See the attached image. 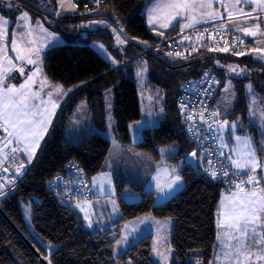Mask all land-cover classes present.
<instances>
[{"label": "trees", "instance_id": "trees-1", "mask_svg": "<svg viewBox=\"0 0 264 264\" xmlns=\"http://www.w3.org/2000/svg\"><path fill=\"white\" fill-rule=\"evenodd\" d=\"M11 2L13 6L9 10L0 4V13L11 19V26L15 25L18 15L25 11L30 14L33 23L42 22L46 28L65 40L64 45L45 50L43 71L51 83L75 91L59 112L28 174L18 186L0 197V209L3 212V215L0 213V264H41L37 254L24 239L41 257L48 260V264L49 261L51 264H155L152 236L142 237L116 259L113 258V248L120 237V224L145 214H151L158 220H174L170 241L173 256L170 264H191L189 260L192 257L202 258L204 264H210L214 257L217 234L215 214L221 185L199 166L202 178L197 177L192 168L183 163V159L192 152L193 144L185 132L175 97L185 81L197 79L207 67L212 68L220 79L219 96L220 88L227 79L228 66L235 64L242 67L245 76L232 79L236 98L233 111L228 117L246 119L249 101L245 83L248 80L264 102V61L253 57V46L249 40L244 50L249 51L244 55L204 49L193 55L169 56L170 52L163 47L139 58L143 52L153 48L161 37L168 38L179 31L178 24L163 35L147 27L145 10L153 0H104L92 14H84L76 8L75 12L58 16L56 4L52 0ZM96 21L107 23L115 32L124 36L126 43L122 54L113 47L111 27H90ZM79 24L83 26L82 31L76 28ZM92 42L104 45L114 53L120 64L125 65L111 67L91 47ZM140 61L146 64L148 82L161 88L165 102L164 116L160 123L154 128L144 129L142 140L136 147L157 159L160 148L176 146V152L169 160L176 164L181 162L179 173L185 186L165 203L154 206L155 194L143 193L142 188L136 185L130 187L133 193L140 195L141 201L128 204L123 196L127 182H116L121 211L117 228L87 231L81 227L78 214L62 206L58 198L48 191L47 183L64 172L72 162L82 168L88 179L100 173L110 143L99 134L87 137L78 145L65 140L62 134L68 114L63 112L73 95L86 94L95 123L104 129L105 108L102 96L107 88L112 87L113 118L116 124L114 134L122 145L129 144L128 125L140 118L132 70V65ZM249 127L257 142L258 129ZM21 203L30 207L35 234L57 248L53 254L48 255L28 232Z\"/></svg>", "mask_w": 264, "mask_h": 264}, {"label": "rangeland", "instance_id": "rangeland-1", "mask_svg": "<svg viewBox=\"0 0 264 264\" xmlns=\"http://www.w3.org/2000/svg\"><path fill=\"white\" fill-rule=\"evenodd\" d=\"M56 4L57 13L56 15H62L69 12H75V10H68L67 0H65V8L60 7L59 0H52ZM158 0H153V2L149 5L147 10V24L149 27L153 25L160 26L161 23H167V18L163 14L153 13L152 9L156 5ZM73 3V0H72ZM224 8L226 15H228L229 11H232L233 14H239L237 11L238 9H242L243 12L251 11L253 13V17H259V19H250V18H242L234 20L232 23L233 29L241 34L244 35L246 38L251 40V43L256 46L253 48H260L264 49V35H260L257 33L256 36H246L245 33L240 30L245 27H251L252 25L259 23L260 24V32H264V15L260 18L261 14L264 13L260 11L254 3H244L241 2L239 4L235 3V0H223ZM0 4L6 9L9 10L12 7H9V4L12 5L11 0H0ZM235 5V7H233ZM221 4L220 0H212V8H204V9H197L193 15L197 17L200 21L199 23L194 24V28L200 25L201 23L205 22L209 19L207 16L201 15L204 12H218L220 11ZM256 9L255 11H253ZM25 12V11H24ZM20 13L17 17V21L15 25L11 26V19L9 17H5L0 13V17H3L5 20L8 21L6 26L7 34L3 40H0V47H3L6 51L8 57H11L13 63L16 64V69L12 72L8 73L5 78V86L15 85L17 88L21 83H24L26 77L30 75L32 72H37V75L33 78L34 83L32 84L31 88L33 92H39L40 97L38 99H34L32 101L33 104H40L41 100L47 101L49 99L48 93L53 92L52 99H61L64 93L71 92L72 89H66L62 85L51 83L44 74L43 71V64L42 58L46 49L54 46H60L65 44V40L58 34L53 33L51 30L46 28L42 22L39 21V25L43 27L46 31H41L40 26L37 23L32 22V18L28 13L29 20L26 22L21 20V16L24 13ZM155 17L154 23H149L150 18ZM249 19V20H248ZM189 22L184 18L177 17L176 20H173L170 25H168L165 30L171 29L172 26L179 23V31H189V28H183V25ZM109 26L105 22H92L90 27L97 28V27H104ZM77 29L82 31L83 26L77 25ZM111 31L114 37V44L119 54H122L123 47L126 43V39L122 34H119L114 31V28L111 27ZM192 29V28H191ZM31 30V35L27 33ZM124 41L120 43L117 39ZM15 39L17 41V45L21 48H37L39 49V54L32 55V59L36 60V64H28L26 61L16 60L15 57L17 55L16 52L12 50L13 44L12 41ZM29 41H34V43H29ZM260 41V43H257ZM91 47L98 53V55L104 59L111 67H121L125 64H120L119 61L116 59L113 52L107 49L104 45L103 48L100 47L102 45L98 42L90 43ZM247 51H243L248 52ZM0 55H3L0 53ZM253 57L256 59L260 55L259 53L252 52ZM263 60L264 59H260ZM115 61L116 63H113ZM5 67H7V61H3ZM229 66H236L239 75L233 73L229 70ZM227 70V79L224 83V86L220 88V95L217 96L215 103L213 105V109L215 112H218L217 115V130L218 136L221 140V143L226 152V155L229 158L230 152H235L234 149H238L239 153L237 156H233L230 154V158L234 160H242V156L240 153L246 152L247 149L243 146V141L237 142L236 136L245 137L248 136L251 138L252 145L256 151L257 160L264 164V118L261 117V112L264 111V102L263 99L255 92L253 88V84L250 80L245 83V88L247 92V97L249 101L248 106V115L247 118L243 120V118L237 117L235 119H231L228 115L233 111V105L235 103L236 98V91L234 89V82L233 78H242L244 77V71H240L242 67L238 65H229ZM23 67L24 68V76H21L17 69ZM39 69V71H37ZM132 70L134 73V82L136 85V90L138 94V101L140 107V118L128 125V132L130 137V142L127 145H122L120 142L117 141L114 129H115V121L113 118V107H114V91L113 88H107L103 92V103L105 108V127L104 129H100L98 125L95 123L93 119V114L89 108V103L86 97V94H78L73 95L69 102L67 103L64 114H68L65 129L63 131V138L71 143L80 144L84 141L87 137L93 134H99L104 137L110 143V148L106 159L103 163L102 171L92 177L89 178V182L91 184H95V186L101 185L102 195L97 196L95 200L84 202L78 204L73 208V211L78 214V218L81 224V227L87 231H105L107 229L115 230L117 228L116 224L119 223L121 218V211L118 199L116 198L117 189L115 186L116 182H127V185L124 187L126 193H133L130 185H136L142 188L143 193H153L151 190L157 187V183L159 182L160 185L164 183L165 180L168 179V176L171 172H173V179L175 176H179L180 180L177 182L171 189L165 187L164 190L161 192V195L166 194L172 190L170 196L168 198L159 199L158 195H155L154 206H159L172 197H174L179 191H181L184 186L185 182L182 176L179 173V170L182 167L181 163L176 164L175 162L168 160L169 157L173 156L176 152V146L168 145L166 147L160 148L158 151V158L155 159L154 156L150 153L142 152L137 149L136 145L142 140L143 137V130L144 129H151L156 127L162 117L164 116V95L162 93L161 88L158 86L151 84L148 82V71L144 61H140L132 65ZM139 73V75H138ZM47 80V83L42 86L41 82L43 80ZM12 81H17L19 84H13ZM230 82V87H229ZM59 85L63 91L60 94H57L53 91L54 86ZM251 85V91L249 90L248 86ZM228 89L226 92L225 89ZM66 89V90H65ZM72 95V93H71ZM79 98V99H77ZM255 101V103H253ZM42 106V105H41ZM227 120L229 122V126L220 127V124ZM235 122L237 127L232 129L230 125ZM256 127L258 129V139L255 142L253 134H251L250 129L251 127ZM8 134L5 135L7 137ZM12 139V143L8 144L6 148L12 147L15 142V138ZM5 142V140H4ZM18 145V144H16ZM21 145V143H20ZM6 148H3V154H0V161L1 158L5 157L4 151ZM36 153L34 154V156ZM33 156V157H34ZM1 164V163H0ZM243 172V170H239ZM159 173V175H158ZM257 176L259 179L260 177H264V168H258L255 173H251ZM153 177H157V179H153ZM263 181L262 186H264V179L260 180ZM1 191V189H0ZM236 190L231 191L230 193H226L221 190L219 196V202L217 204L216 209V230L218 233H223L226 229L218 228L217 226V219H218V208L220 206V202L222 198L226 196H231ZM114 193L115 197H111L110 194ZM135 194V193H134ZM137 198H127L125 201L128 204H133L136 202L141 201V197L139 194H136ZM125 198V197H124ZM102 200V201H101ZM95 201L94 204L91 202ZM100 201V202H99ZM81 208L85 209L82 211ZM21 211L23 215V219L25 221L26 227L28 232L38 241L40 245L44 248L48 255L53 254L56 251V247L48 243L47 241L38 237L35 234L33 225H32V215L31 210L28 204L21 203ZM89 215V219H85V214ZM155 219L151 214H145L133 220L124 222L120 224V237L116 240L114 248H113V258L116 259L120 254L126 251L132 244L138 242L144 236H151L152 232H154V227L152 222H155ZM161 228L156 230V234L154 237V242L152 245V257L155 264H165L154 252L153 248H157L161 252H165L166 249L170 248L171 252L169 253V259L167 264H170L173 250L170 244L171 235L174 226V220L171 218L162 219ZM89 223H91V227H89ZM149 229V230H147ZM148 231V234H147ZM216 234V242L214 245V257L210 261V264H214V261H217V257H219V261L217 264H230L229 261L224 259L222 246L220 245L219 241L217 240ZM127 237V239H122ZM226 239V238H225ZM117 241H121L117 244ZM229 243H235L234 241H229ZM40 259L41 264H48V260L41 257ZM259 264V262H256Z\"/></svg>", "mask_w": 264, "mask_h": 264}, {"label": "snow or ice", "instance_id": "snow-or-ice-1", "mask_svg": "<svg viewBox=\"0 0 264 264\" xmlns=\"http://www.w3.org/2000/svg\"><path fill=\"white\" fill-rule=\"evenodd\" d=\"M97 2H99V0H97ZM241 2L254 3L260 11L264 12V0H235L236 4ZM59 3L61 8H65V0H59ZM67 4L68 10H75L76 5L72 3V0H67ZM12 6L13 5L9 4V7ZM233 7H235V5H233ZM204 8H212V0H158L152 12L163 14L167 18V23H161L160 27L162 28L170 25L177 17L189 21L183 25V28H191L195 23L200 22L192 13L197 11V9ZM255 10L256 9L253 11ZM237 11L240 15L250 19H259V17H253L250 12H243L242 9H238ZM201 15L207 16L209 19H216L220 16L218 12L212 11L201 13ZM228 16L229 20H231L233 12L229 11ZM21 20L26 22L29 20L27 12L22 14ZM154 22L155 17L150 18L149 23ZM7 24L8 21L0 17V40H3L7 34ZM37 25L40 26L41 31H46L39 25V21H37ZM240 30H242L246 36H256L257 33L264 35V32H260L259 23ZM27 34L31 35V30ZM160 35H163V33H160ZM117 39L119 40V37H117ZM184 39H188V37ZM119 42L123 43L124 41L119 40ZM29 43H34V41H29ZM257 43H260V41H257ZM12 44V50L17 53L15 57L16 60L26 61L28 64L37 63V61L33 60L31 57L33 54L38 55L39 49L21 48L17 45L15 39H13ZM100 47L103 48V45H100ZM209 50L211 51L212 49ZM217 50L227 52L230 49L227 44H225L223 48H218ZM252 51L260 54L258 58L264 59V49L253 48ZM0 53L3 54L0 55V128H3L8 134L7 137L4 138V147L12 143V139L10 138H15L16 144L24 143L23 151L27 153L29 162H31L36 149L39 147L40 140L43 139V135L47 131V125L51 123V117L54 115L57 104L52 99L53 92L48 93L49 99L47 101L41 100L40 104L32 103L34 99L40 97V93L33 92L31 88L34 83L33 78L37 75V72H32L28 75L24 83H21L18 88L15 85L6 87L5 78L7 74L16 69L17 66L13 63L12 58L7 56L3 47H0ZM233 54L244 55L245 53L234 52ZM168 55L172 56L173 53L170 52ZM175 55L181 56L182 54L176 52ZM4 60L7 61V67H5L3 63ZM113 63L116 62L113 61ZM229 70L239 75L236 66H229ZM18 71L22 75L24 74L23 67H20ZM37 71H39V69ZM240 71L244 70L241 69ZM46 83V79L41 82L42 86ZM230 86L229 82V87ZM251 87V85L248 86L250 91ZM53 91L60 94L63 89L59 85H56ZM225 91L227 92L228 89L226 88ZM253 103H255V101H253ZM41 105H43V107H41ZM212 115L217 116L219 113L213 112ZM261 117L264 118V111L261 112ZM188 118L192 119L191 115ZM226 126H229V122L224 120L220 124V127L223 128ZM230 127L235 129L237 125L233 122ZM236 140L238 143L243 141V146L247 151L240 153L242 160H234L232 163L237 169L246 171L249 174L247 175L246 181L242 179L240 183L235 185L237 189L236 192L231 196L222 198L220 202L217 226L218 228L226 230L223 233L217 234V240L222 246L224 259L229 261L230 264H256V262L264 264V186H260V180L264 179V177L258 179L256 175L251 174L255 173L258 168H264V164H261L257 160L256 151L250 137L236 136ZM223 146L224 145H222V147ZM12 151H21V149L14 148ZM234 151L239 153L238 149H234ZM0 154H3V148H0ZM192 155L195 156L196 153H192ZM0 163H2V161H0ZM209 163L211 164V162ZM23 168L24 164L21 163L17 168V172H20ZM5 171H7V169H5ZM211 175L216 177V171L212 170ZM224 175H227V172H225ZM153 179H157V177H153ZM179 180L180 177L175 176L169 182H166L164 187L171 189ZM245 183L252 187L246 188L244 186ZM2 187L3 186L0 185V188ZM157 187L161 188L159 182L157 183ZM81 210L85 211L83 208H81ZM85 219H89L87 212L85 214ZM88 226L91 227V223H89ZM122 239H127V237ZM229 241H234L235 243H229ZM120 242L121 241H117V244ZM153 252L167 264L169 253L171 252L170 248L166 249L165 252H161L154 247ZM218 261L219 257H217V261H214V264H217ZM49 264H51V261H49ZM197 264H199V261H197Z\"/></svg>", "mask_w": 264, "mask_h": 264}, {"label": "built area", "instance_id": "built-area-1", "mask_svg": "<svg viewBox=\"0 0 264 264\" xmlns=\"http://www.w3.org/2000/svg\"><path fill=\"white\" fill-rule=\"evenodd\" d=\"M103 2L104 0H99V2L97 0H73L75 8L80 9L84 14H92ZM232 21L234 20H229V16L221 10L218 20L202 24L189 31H178L168 38L161 37L153 48L143 52L139 58L163 47L174 56L176 52H180L181 56H186L204 49L218 51L217 49L223 48L225 44L230 49L228 53L243 52L248 45V40L230 27ZM185 37L188 39H184ZM219 85L220 79L214 70L210 67L204 68L200 77L184 82L181 91L175 97V104L183 117L188 139L193 144L192 151L197 153L198 166L220 183L222 191L230 193L237 190L235 185L242 179L247 180L249 173L240 172L231 167L219 139L217 117L212 115L215 112L213 105L219 93ZM190 115L192 119L188 118ZM3 138L4 132L0 128V146ZM14 148L6 150L5 157L1 158L0 185L3 187L0 188V193H2L0 197L18 186L31 168L32 163L24 162L20 158L19 151H12ZM21 163L24 164V168L17 172ZM212 170L216 171V177L211 175ZM225 172L227 175H224ZM244 186L252 187L247 183ZM260 186H262L261 183ZM47 189L58 198L62 206L68 209L94 199L89 179L84 175L82 168L74 162L69 163L64 172L49 181ZM0 212H2L1 209ZM197 261L199 264H204L202 258L196 257L190 258L189 263L197 264Z\"/></svg>", "mask_w": 264, "mask_h": 264}, {"label": "crops", "instance_id": "crops-1", "mask_svg": "<svg viewBox=\"0 0 264 264\" xmlns=\"http://www.w3.org/2000/svg\"><path fill=\"white\" fill-rule=\"evenodd\" d=\"M220 4H221V8H220L219 14H220L221 10H222V11H223V10L225 11L223 0H220ZM148 7H149V6H148ZM148 7H147L146 10H145V16H147V10H148ZM224 11H223V12H224ZM249 12L252 13L251 11H249ZM249 12H245V13H249ZM225 13H226V12H225ZM260 14H261V16H260V18H261V17H262V14L264 15V13H260ZM252 16H253V13H252ZM244 17H245V16H242V15H240V14H233L232 19H233V20H235V19H242V18H244ZM219 18H220V16H219L218 18H216V19H207V20H206L207 22H203V23H201L200 25L205 24V23H209V22L216 21V20H218ZM245 18H248V17H245ZM248 20H249V19H248ZM232 23H233V21L230 23V26L232 25ZM177 24H178V27H179V23H177ZM177 24H176V25H177ZM146 25H147V27H148L149 29L153 30V31L156 32V33H166L167 31L170 30V29L165 30L166 27H164V28H162V27H160V26L157 27V25H153L152 27H149L148 24H147V17H146ZM200 25H198V26H200ZM174 26H175V25H174ZM174 26H172L171 29H172ZM231 27H232V26H231ZM191 28H194V27H191ZM191 28H189V29H191ZM232 28H233V27H232ZM178 30H179V28H178ZM235 32H236V31H235ZM238 34H239V33H238ZM239 35H241V34H239ZM241 36L245 37L244 35H241ZM245 38H246V37H245ZM246 39H248V38H246ZM248 40H249V43H250L251 46H253V47L256 46V42H255V45H254L253 43H251V40H250V39H248ZM13 84H16V83H13ZM17 84H19V82H18ZM65 90H66V89H65ZM69 91H70V89H69ZM74 91H75V90L73 89V90H71V92H68V93H64V92H63L62 100H61V99H55V100L53 99V100L56 102L57 107H56L55 110H54V115L51 117V123L47 125V131L44 133V135H43V139L40 140L39 147H38V148L36 149V151H35L36 154L38 153V151H39V149H40V147H41V145H42L44 139L46 138L48 132L50 131V129H51L53 123L55 122V120H56V118H57L59 112L61 111L62 107L65 105V103L67 102V100H68L69 97L71 96V93H73ZM47 100H48V99H47ZM41 107H43V105H42ZM49 107H50V106H49ZM214 111H215V110H214ZM6 134H7V133L4 132V138H5V135H6ZM4 138H3L2 142H1V146H0V148H6V147H4V144H5V142H4L5 139H4ZM14 147H17V148L21 149V151H19V155H20V158H21L24 162L29 163V164L33 162V160H34V158H35L36 155L31 159V162H29V159H28V155H27V153H26L25 151H23V149H24V143H21V145H20V144L16 145V143H14L12 147L6 148L4 152H6V150H8V149H12V148H14ZM158 152H159V151H158ZM225 154H226V152H225ZM228 154H229V158H228L227 155H226V156H227V158H228V160H229V163H230L231 167H232L233 169L239 171L240 169H237V168L233 165V163H232L233 159L230 158V154L233 155V156H237L238 152H237V154H236L235 152H230V153H228ZM170 158H171V156L169 157V159H170ZM169 159H168V160H169ZM179 163H181V162H179ZM172 176H173V172H171V173L169 174V176H168V179L165 180L163 184H161V188H162V190H161V188H158V187H155V189L151 190V192H154L155 195H158V198H159V199L166 198V196H167V198H168V195L170 196L172 190L169 191V192H166V194L163 195V197H162V195H161V192H162V191L164 190V188H165V187H164L165 183H166V182H169V181L171 180V177H172ZM89 181H90V180H89ZM260 182H261V181H260ZM262 182H263V181H262ZM89 183H90V182H89ZM262 184H263V183H262ZM90 187H91V191H92V193H93V195H94V199H93V200H95V199L97 198V196L102 195V191H101L102 187H101L100 184H99V186L96 187L95 184H91V183H90ZM110 195H111L112 198L115 197V194H114V193H112V194H110ZM123 196L125 197V199H127V198H137V195H136V194H134V193H126V192H125V189H124V191H123ZM116 198H117V194H116ZM101 201H102V200H101ZM99 202H100V201H99ZM94 203H95V201L91 202V204H94ZM152 223H155V224H152L153 227H154L155 229H154V232H152V233H150V234H152L151 236H152V238H153V242H154V237H155V234H156V232H157L156 230L159 228L160 225H162V222H161V220H155V222H152ZM160 228H161V226H160ZM147 230H149V229H147ZM147 234H148V231H147ZM144 237H145V236H144Z\"/></svg>", "mask_w": 264, "mask_h": 264}, {"label": "water", "instance_id": "water-1", "mask_svg": "<svg viewBox=\"0 0 264 264\" xmlns=\"http://www.w3.org/2000/svg\"><path fill=\"white\" fill-rule=\"evenodd\" d=\"M19 69V68H18ZM17 69V72L22 75ZM2 131L5 132L2 128ZM192 153H196V151H192L190 152L184 159H183V163L190 166L192 168V170L195 172V174L197 175V177L202 178V174L199 172V168H198V161H197V153L195 156L192 155ZM3 215V212H0ZM24 239V238H23ZM28 245L31 247V249L37 254V256L39 257V259H42L41 256L39 255V253L31 246V244L24 239Z\"/></svg>", "mask_w": 264, "mask_h": 264}]
</instances>
